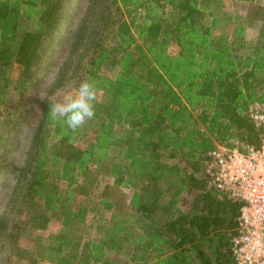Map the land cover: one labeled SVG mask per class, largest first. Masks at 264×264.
Segmentation results:
<instances>
[{
  "label": "trees",
  "instance_id": "obj_1",
  "mask_svg": "<svg viewBox=\"0 0 264 264\" xmlns=\"http://www.w3.org/2000/svg\"><path fill=\"white\" fill-rule=\"evenodd\" d=\"M212 2L189 0L187 11L175 12V0H87L67 61L72 55L85 58L86 80L101 92L95 117L73 132L50 119L54 101L45 102L32 154L7 204L13 210L24 197L27 205L38 201L60 217L57 230L34 239L45 238V259L55 264L234 262L230 238L241 201L218 195L205 180V163L217 143L242 151L260 144L264 127L248 109L264 101V39L245 40L247 21L241 14L229 19L234 22L230 41L217 38ZM59 6V0H0V105L11 75L18 70L16 83L24 88L44 57ZM259 8L256 20L264 21ZM22 18L34 22L32 27H22ZM173 42L177 49L170 52ZM107 65L116 68L114 75L105 73ZM47 127L52 144L42 138ZM100 169L113 184L131 189L127 214L105 216L112 200L90 196ZM23 176L27 180L20 185ZM89 213L99 236L84 241ZM7 219L4 211L0 235L15 241L20 233L14 228L20 226L9 230ZM106 251L116 256L109 258Z\"/></svg>",
  "mask_w": 264,
  "mask_h": 264
},
{
  "label": "rangeland",
  "instance_id": "obj_2",
  "mask_svg": "<svg viewBox=\"0 0 264 264\" xmlns=\"http://www.w3.org/2000/svg\"><path fill=\"white\" fill-rule=\"evenodd\" d=\"M224 1V2H223ZM213 2L216 15L218 18L217 25L214 26L213 32L217 38H223L227 42L230 41V32L234 26V22L225 17V10L232 8H244L245 5L231 4V0H223ZM60 6L57 11L56 23L52 26L49 33V38L46 43L47 51L39 62L34 64L33 72L28 77L26 86L19 88L17 86V77L20 73L18 70L11 75L9 87L4 102L0 105V215L5 211L9 215L7 219V227L10 230L14 225L20 226L15 230L19 231V238L12 241L9 236L0 235V264H21L23 262H31L33 264H55L44 258V252L47 248L45 238L34 240L35 237H45L58 229L60 226V217L52 210L44 207L38 201L28 203L21 198L17 201L15 207L7 208L8 201L11 198L13 189L17 188L19 170L26 166L32 154V144L35 132L38 130V124L41 117L42 106L45 102L58 100L63 95L70 91H75L81 81L86 80V75L83 71L85 60H81L72 55V60L69 58L70 42L74 39V32L78 27L80 20L86 10L87 0H59ZM175 7L172 9L175 12L179 10L187 11L189 0H175ZM169 3L167 4L168 7ZM256 7L250 4L247 8L246 23L248 25V32L245 35L247 42L263 40L264 28L258 30L255 28L254 21L259 23L256 18H259L261 9L255 3ZM169 10L168 8H166ZM166 10V17L169 18V11ZM172 13V12H171ZM174 13L173 15H177ZM195 18H200L194 14ZM236 16V15H235ZM208 17V14L203 13V18ZM245 17V16H244ZM202 18V17H201ZM22 27H32L34 22H30L25 18L21 19ZM176 44H170V52H175ZM238 50L242 51L241 48ZM81 63H78L80 62ZM71 63L66 65V63ZM105 73L114 75L115 67L107 65L104 67ZM47 84V95L45 100L39 98V92L42 85ZM96 96L101 97V92L96 91ZM34 105H39L40 110H34ZM87 133L90 130H86ZM47 144H52L55 139L52 137L50 128H44L43 137ZM234 143L242 144L240 141ZM224 144V143H217ZM186 164H184L185 166ZM99 180L90 189V196L108 197L113 202L112 210L104 213L105 216L111 213L127 214L129 210V195L131 189L120 187L112 182V178L107 175L104 170L97 173ZM26 175V174H25ZM27 178L23 176L18 183L20 185L25 183ZM20 188L18 195L24 193ZM22 197V196H21ZM19 211V212H18ZM37 215V216H36ZM93 214L89 213L86 219V227L81 233V239L86 241L90 237H98V233L93 225ZM14 246L17 248L13 249ZM29 247V249H26ZM15 250H17L15 252ZM106 256L114 258L116 254L113 251H106ZM126 258L128 255L124 253Z\"/></svg>",
  "mask_w": 264,
  "mask_h": 264
},
{
  "label": "built area",
  "instance_id": "obj_3",
  "mask_svg": "<svg viewBox=\"0 0 264 264\" xmlns=\"http://www.w3.org/2000/svg\"><path fill=\"white\" fill-rule=\"evenodd\" d=\"M248 111L264 127V101L250 104ZM205 180L218 195L241 201L230 238L232 264H264V132L260 144L245 151L216 144L208 151Z\"/></svg>",
  "mask_w": 264,
  "mask_h": 264
},
{
  "label": "clouds",
  "instance_id": "obj_4",
  "mask_svg": "<svg viewBox=\"0 0 264 264\" xmlns=\"http://www.w3.org/2000/svg\"><path fill=\"white\" fill-rule=\"evenodd\" d=\"M46 95L47 84L45 82L39 92V98L45 100ZM95 100V85L84 80L79 83L75 91H70L52 103L48 115L50 119L61 122L74 132L95 117ZM34 110L38 112L39 105H34Z\"/></svg>",
  "mask_w": 264,
  "mask_h": 264
},
{
  "label": "crops",
  "instance_id": "obj_5",
  "mask_svg": "<svg viewBox=\"0 0 264 264\" xmlns=\"http://www.w3.org/2000/svg\"><path fill=\"white\" fill-rule=\"evenodd\" d=\"M215 1H218V0H213V2H215ZM221 1V5H222V1L223 0H220ZM230 0H228L227 2H229ZM212 2V3H213ZM224 2V1H223ZM257 4L258 6H260L261 8H262V10H263V12H264V0H231V4H238V5H245V4H247V6H244V8L242 9V8H240L239 7V9H237V8H232L231 10L230 9H227V8H224V10H225V17L229 20L230 19V17L232 16V18H233V16L234 15H236V14H241V15H243V16H246L247 15V13H248V11H247V8H248V6L250 5V4ZM214 7H216V6H214V4H212V7L211 8H213L214 9V11H215V8ZM215 14H216V12H215ZM219 18V17H218ZM254 24H255V28L256 29H258L259 30V27H261L262 29L264 28V21H262V20H259V23H256L255 21H254ZM246 32H245V35L247 34V32H248V25H247V27H246V30H245ZM214 33V32H213Z\"/></svg>",
  "mask_w": 264,
  "mask_h": 264
}]
</instances>
